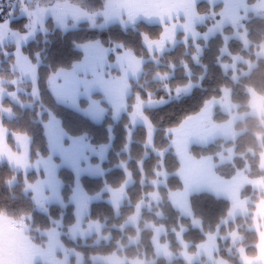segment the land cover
I'll use <instances>...</instances> for the list:
<instances>
[{"label":"rangeland","instance_id":"1","mask_svg":"<svg viewBox=\"0 0 264 264\" xmlns=\"http://www.w3.org/2000/svg\"><path fill=\"white\" fill-rule=\"evenodd\" d=\"M84 1L0 0V20L10 19L15 21V23L12 21L11 25L6 29L0 27V50L6 45L8 47L16 46L13 52L14 56L11 59H15V69L19 71L20 76L14 82L31 81L33 85L31 94L35 99L39 98L37 65L25 53L22 45L31 40L37 32H40L44 37L47 36L49 31H51L47 27L50 19L53 20L54 27H61L62 29L76 27L81 23H89L99 27H105L116 22L123 26H128L139 20L160 23L164 26V29L159 38L154 39L148 35L143 36L144 44L155 61L159 60L156 54L159 53L161 55L164 51L174 48L181 41L189 46V51L193 53L194 59L199 61L202 53L201 41H208L211 36L221 31H223L225 39L222 47L223 52L229 51L228 42L233 37L241 38L245 45L248 46L249 40L244 21L251 15L264 16V0H256L253 3H249L247 0H115L116 6L114 8L109 9L107 5H99L104 10H101L102 14L98 17L89 14L94 10L92 6H88L89 13L78 6L80 2L83 3ZM202 1L207 2L212 9L214 6L219 5V11L212 10L207 13L204 12L205 10H199L198 3ZM10 12L11 15H9ZM209 15L212 16L211 23L207 26L204 24L206 26L205 30H199L197 26L204 23ZM25 19H27L26 22H24ZM22 22L24 23L22 24ZM16 24H22L21 27L23 29L15 28ZM227 25L234 26L233 32H225V26ZM180 33H182V37H180ZM191 44H195V51L191 49ZM78 47L83 52L82 59L74 62L70 67L60 68L52 72L49 78V88L52 94L59 102L79 111L94 121H102L109 109H111L112 117L119 119L123 112H128V96L132 93V80L137 81L142 76L145 71L143 65L146 58L137 56L131 49L126 48L120 42L106 45L99 39L88 40L78 44ZM39 53L43 55L41 51ZM256 54L264 56V44L259 46ZM230 56V60L223 61V66L225 70L234 69V80L238 79L240 72H249L248 69H251L255 64V62L249 61L241 54H230ZM38 57L41 58L40 55ZM241 61L248 63L247 69L239 67ZM188 65L187 63L190 73L188 75L189 79L185 83L178 84L174 88H171L169 83H165L164 87L167 93L160 98L153 96L152 93L148 95L147 99H144L140 94H135L132 110L128 112L132 126L129 129L130 138L137 124H145L148 130L146 145L150 148L153 147V151L161 155L159 164H163L164 150L154 148L152 143L154 127L144 113V108L160 105L168 100L179 98L184 93H190L198 84H196V80L191 78L192 70L189 69ZM157 76L166 78L169 74L160 75L158 73ZM4 82L6 80L0 78V107L3 110V114L10 118L14 114L13 111L10 107H3L1 102L6 96H11L18 101L17 92L19 88L15 92H9L3 87ZM249 90L251 101L248 112H239L237 110L238 104L233 100L232 88L223 86L221 95L210 97L204 102L202 109L198 113L188 116L180 125L167 129V135L171 137V148L180 161L179 168L174 172H169L162 166L155 169V176L149 181L153 186V190L146 194L147 197L137 203L134 213L130 215L125 223L132 224L137 229L135 236L130 238L128 235L125 237V241L129 240L128 244L137 243L140 239L141 228L139 223L143 207L148 206L150 209L152 205L154 206L159 201H162L159 191L160 187L167 189L172 205L182 215L191 218V225L201 230H203L205 222L197 215H194L190 196L195 192L210 191L232 201L231 214H245L248 212L249 203L254 202L256 204L251 228L255 229L259 235V241L256 244L258 254L255 256L250 255L247 253V246L242 244L238 245L237 253L243 264H264V197L261 194L256 198L253 196L251 198L241 196V190L246 185L264 190V177L252 178L243 169L238 170L233 177H222L218 174L215 171L216 165L230 161L234 157L235 151L233 147L221 149L217 154L218 160L212 155L197 157L190 151V146L193 144L206 145L218 138H235L239 133L235 128V122L249 114L258 116L264 121V94L257 93L253 88ZM82 99H86V103L83 104ZM218 112L228 116L225 120L216 119L215 115ZM51 116L52 119L47 124L46 131L48 134H51L52 128L53 132L57 133L62 127L61 120L54 115ZM2 125L0 121L1 142L4 139L1 129L4 128V125ZM66 139L70 141L67 147H59L62 143L54 145L51 157L41 159L37 164L29 163L28 159L27 163L24 162L23 153L21 156L12 152L8 153L1 144L0 158L13 163L16 159V167L14 165L12 167L18 170L22 169L27 172L37 166V169H35L37 172L39 170L47 172L43 176L39 173L38 179L33 183L26 181L25 186V191L32 195L37 208L46 213H48L51 204L64 206L61 196L62 182L58 176L60 167L67 166L73 169L75 184L71 201L75 205V213L79 217L76 218L77 222L69 227L67 234L73 241L93 235L96 236L95 242H99L103 238L108 240L113 235L111 233L108 235L103 233L102 229L105 223L96 220L85 221L87 213L84 208L87 207L89 209L92 202L106 199L117 212L123 200L127 197V187L134 182V178L130 171L126 169L127 162H121L120 166L126 169L127 174L126 181L122 186L112 188L106 184L100 192L95 194L88 193L82 184V176L104 173L99 167L100 165H98V169L90 166L91 155H98L101 157L100 161H103L107 157L110 144L97 146L88 141L85 136L74 137L66 135ZM76 140H80L82 144H86L87 140L93 147L92 149H90V146L87 148L92 152L84 153L86 150L82 151ZM260 166L264 168V149L260 154ZM171 174H175L180 178L182 187L168 188L167 179ZM141 182L143 184L146 182L145 175L142 176ZM104 194L106 195L104 196ZM158 212L162 213L160 210ZM28 218H30V215L22 218H13L6 213H0V233L11 232L9 238L15 240V243H19L18 249L23 250L22 252L32 264H84L83 254L76 248L69 247L62 239V218L55 220L54 225L46 229L34 228L27 222ZM148 225L154 226L153 243L157 256H165L171 260L178 254L188 264H193L196 261L205 262L204 264H223V262L224 264H232L228 259L218 254L220 243L228 236L233 244L242 240L241 233L236 226L231 231L229 230L230 234L227 235L228 233L221 234L220 225L217 224L214 230L210 228L208 230L204 229L205 239L196 245L194 252H190V243L183 236L187 227L180 226L176 233V239L183 247L179 253H173L168 247V242H163L160 238L161 234L167 231V226L154 222H149ZM117 228L122 229V226H117ZM221 237L222 240L220 242ZM122 238L124 237H120L117 241L121 250L124 249ZM209 251L210 255L215 257L214 259L208 260L206 258L209 255ZM90 258L93 263L102 264L147 263L144 257L137 255L129 258L122 254V251L120 253L113 252L109 255H91ZM216 260H218V263Z\"/></svg>","mask_w":264,"mask_h":264},{"label":"trees","instance_id":"2","mask_svg":"<svg viewBox=\"0 0 264 264\" xmlns=\"http://www.w3.org/2000/svg\"><path fill=\"white\" fill-rule=\"evenodd\" d=\"M247 1L253 3L256 0ZM198 8L210 13L212 10L219 11L220 6H214L212 9L207 2L202 1L198 3ZM12 21L15 23L14 20ZM26 21L27 19L24 22ZM211 21L212 16L209 15L207 20L197 27L199 30H205ZM22 24H16L15 28L23 29ZM244 26L249 40L248 46L241 38L233 37L228 42L229 51L223 52L222 47L225 39L223 31H221L211 36L208 41H201L202 53L199 61L194 59L193 53L189 51V46L183 41L177 43L174 48L164 51L161 55L156 54L159 60L155 61L144 44L143 36L159 38L164 29L160 23L139 20L128 26L116 22L105 27L81 23L76 27L62 29L54 27L53 20L50 19L47 27L51 31L47 36L44 37L40 32H37L31 40L22 45V49L37 65L38 99H35L31 94L33 87L31 81L14 82L20 76L19 71L15 69V59H11L16 46L2 47L0 50V78L6 80L3 87L9 92H15L19 88L18 101L11 96H6L1 102L3 107H10L14 113L9 118L3 114L0 107V120L8 129L7 142L15 148L13 135L15 133L26 134L31 138L29 160L34 162L39 157L48 156L50 146L45 123L51 115H54L61 120V125L68 135L85 136L97 146L110 144L107 157L103 161H100L97 155L92 157V160L101 162L104 173L100 175L86 174L81 178L88 193H98L106 184L112 188H119L126 181V169L130 171L134 182L127 187V197L117 212L108 200L103 199L92 202L85 216V221L104 222L103 233L107 235L111 233L113 237L95 242L96 236L93 235L73 241L67 234L69 227L76 222L77 218L75 205L71 201L75 184L73 169L67 166L60 167L58 176L62 182L61 196L64 206L51 204L48 213H46L37 208L32 195L25 191L26 181L33 183L38 179L39 173L35 169L27 172L18 170L7 161L0 160V213H6L13 218L30 215L27 222L34 228L40 229L50 228L54 225L55 220L62 218V239L69 247H74L83 254L84 264H102L93 263L91 255H109L113 252L120 253V251L129 258L137 255L144 257L147 260L146 264H188L178 254L171 260L165 256H157L153 243L154 226H149V222L162 223L167 226V231L162 233L160 238L161 241L168 242V247L173 253H179L183 247L176 239V233L180 226L187 227L183 236L190 243L189 251L194 252L196 245L205 239L204 229L214 230L218 224L221 234L228 233L227 235H229V232L236 226L242 236V240L234 244L229 236L224 238L219 246L218 254L220 256L228 259L232 264H243L237 253L239 244L247 246V253L250 255H257L256 244L259 241V235L255 229L251 228L256 204L249 203L247 213L227 220L232 201L210 191H199L190 196L194 215L205 222L203 230L193 227L191 218L182 215L169 200L167 189L160 187L162 201L152 205L150 209L148 206L143 207L139 223L141 228L139 241L134 244H128L129 240L125 241V237L129 235L131 238L137 233L134 225L125 223L134 213L137 203L153 190L149 181L155 176V169L162 166L165 170L174 172L179 168L180 161L171 148V137L167 135V129L180 125L188 116L198 113L204 102L210 97L221 95L223 86L232 88L231 94L234 102L238 104L239 112L250 110V88L259 94H264V56L256 54L259 46L264 44V16L251 15L244 21ZM225 27V32H233V25ZM179 35L183 36L182 33ZM97 39L106 45L116 42L123 43L137 56L146 58L143 65L145 71L142 76L137 81L132 80V93L128 96V112L132 110L135 94H140L144 99H147L148 95L152 93L153 96L160 98L167 93L164 87L165 83H169L171 88L185 83L189 79L190 71L187 68V63L189 64L188 67L192 70L191 78L198 84L190 93H184L179 98L168 100L160 105L144 108V113L154 127L152 140L154 148L164 150L163 164H159L161 155L154 152L153 147L150 148L146 145L148 130L145 124H137L130 138L129 129L132 126L128 112H123L119 119H114L111 109H109L103 120L97 122L59 102L52 94L49 88V78L52 72L70 67L74 62L82 59L83 52L78 44ZM190 47L195 51V44H191ZM40 51L43 55L39 53ZM230 54H241L255 64L251 69H248L249 72H240L238 79L234 80V69L225 70L223 66V61L231 59ZM39 55L42 59L38 57ZM239 67L247 69L248 63L241 61ZM158 73L160 75L169 74V76L161 78L157 76ZM82 103H86V99H82ZM224 115L222 112H218L215 118L225 120L228 115ZM235 128L239 131L235 138H218L206 145L193 144L190 146L191 153L197 157L212 155L218 160L217 154L221 149L233 147L234 157L230 161L216 165L215 171L218 174L222 177H233L238 170L243 169L252 178L264 177V168L260 166V154L264 149L263 119L249 114L236 121ZM121 162H127L126 169L120 166ZM143 175L146 180L144 184L141 182ZM167 183L169 189L182 187V181L175 174L168 177ZM260 194L264 197V190H259L251 185H246L241 190L242 197L251 198L253 196L256 198ZM158 210L162 213H159ZM117 226H122V229ZM32 231L34 230L32 229ZM120 237H124L122 238L123 250L118 247L117 243ZM221 240L222 237L220 242ZM9 247H12V244ZM2 254V249H0V255ZM204 263L196 261L193 264Z\"/></svg>","mask_w":264,"mask_h":264},{"label":"crops","instance_id":"3","mask_svg":"<svg viewBox=\"0 0 264 264\" xmlns=\"http://www.w3.org/2000/svg\"><path fill=\"white\" fill-rule=\"evenodd\" d=\"M51 119H52V116L51 117H49V119H48V121L45 123V126H46V130H47V124L51 121ZM1 121V120H0ZM3 126V125H2ZM2 129V132H3V134H4V136H3V140H2V142L0 141V144H1V146H3V147H5V151H7L8 153H16L17 155H19V156H21V154L23 153V159L25 160L24 162H26L27 163V159H28V161H29V163L31 162L30 160H29V147H30V143H31V138L28 136V135H26V134H21V133H15L14 135H13V138H14V140H15V148H13L8 142H7V138H8V129L6 128V127H4V128H1ZM62 130V131H61ZM61 130H59V132H57V133H54L53 132V128H52V130H51V134H48L47 133V131H46V133H47V136H48V139H49V146H50V154L48 155V156H46V157H39V159L37 160L36 159V161H34V162H31L32 164L33 163H35V164H37L38 163V161H40L41 159H47V158H49V157H51V154H52V150H53V148H54V145H59L60 143H62V145L61 146H59V147H61V148H65V147H67L69 144H70V141H68L67 139H66V135H68L67 133H66V131L63 129V127H61ZM55 137H57V138H55ZM63 137H65V138H63ZM78 137H81V136H78ZM87 139V138H86ZM89 141V140H88ZM87 140H86V144H82V142L79 140V141H77L76 140V143H77V145L82 149V151H84V150H86L84 153H90V152H92L90 149H92L93 147L89 144V142H88ZM69 143V144H68ZM88 146H90V149H88L87 147ZM90 151V152H89ZM11 156H12V154H11ZM94 156H96V155H94ZM93 155H91V160H90V156H89V160H90V162H89V164H90V166H92V168H96L97 167V169H98V165H100L99 167L101 168V164H99V161H96V160H92V157H94ZM98 156V155H97ZM98 158L100 159L101 157H99L98 156ZM0 160H3V158H0ZM6 160V159H5ZM4 160V161H5ZM6 161H8V160H6ZM80 161V160H79ZM9 162V164L11 165V166H15V163L17 162V160L15 159V162L13 163V162H11V161H8ZM16 167V166H15ZM32 169H34V168H32ZM35 169H37V166L35 167ZM20 170H22V169H20ZM92 170V169H91ZM101 170H102V168H101ZM103 171V170H102ZM38 173H41V175L43 176V174H46L47 172L45 171V170H39V172ZM232 207V206H231ZM85 209V212L87 213V211H88V208L87 207H85L84 208ZM237 216V213H230V211H229V216H228V219H233V218H235ZM76 217H79V215L77 214V216ZM79 219V218H78ZM76 222H77V220H76ZM75 222V223H76ZM89 222V221H88ZM260 251V250H259ZM196 253V252H195ZM195 253H193V254H195ZM209 253V255H207L206 256V258L208 259V260H210V259H214L215 257L213 256V255H210V251L208 252ZM216 262L218 263V260H216ZM223 264H224V262H223Z\"/></svg>","mask_w":264,"mask_h":264},{"label":"flooded vegetation","instance_id":"4","mask_svg":"<svg viewBox=\"0 0 264 264\" xmlns=\"http://www.w3.org/2000/svg\"><path fill=\"white\" fill-rule=\"evenodd\" d=\"M89 5L94 8L91 13L88 11ZM99 5H107L109 9L116 6L115 0H85L83 3L80 2L78 4V6L86 10L87 13L94 17H98L102 14L101 10H104ZM10 233L11 232L3 234L0 233V249H2L3 252V254L0 255V264H32L31 261L28 260L27 256L22 252L23 250L21 251L18 249V246H20L19 243H15V240L9 238ZM10 244H12V247H9Z\"/></svg>","mask_w":264,"mask_h":264},{"label":"snow or ice","instance_id":"5","mask_svg":"<svg viewBox=\"0 0 264 264\" xmlns=\"http://www.w3.org/2000/svg\"><path fill=\"white\" fill-rule=\"evenodd\" d=\"M9 15H11V12L9 13ZM12 21L9 19V20H0V27H3V28H8L10 25H11Z\"/></svg>","mask_w":264,"mask_h":264}]
</instances>
